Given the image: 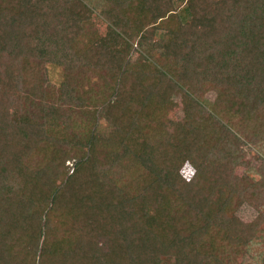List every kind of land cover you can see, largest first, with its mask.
I'll list each match as a JSON object with an SVG mask.
<instances>
[{
  "label": "trees",
  "instance_id": "16d2710c",
  "mask_svg": "<svg viewBox=\"0 0 264 264\" xmlns=\"http://www.w3.org/2000/svg\"><path fill=\"white\" fill-rule=\"evenodd\" d=\"M101 1L104 34L93 0H0V264H234L264 233V156L236 172L264 147V0ZM129 90L185 93L170 144H128Z\"/></svg>",
  "mask_w": 264,
  "mask_h": 264
},
{
  "label": "rangeland",
  "instance_id": "374dc122",
  "mask_svg": "<svg viewBox=\"0 0 264 264\" xmlns=\"http://www.w3.org/2000/svg\"><path fill=\"white\" fill-rule=\"evenodd\" d=\"M96 14L94 16L97 30L100 34L105 33V22L99 13L103 8L101 0H93ZM136 48V47H135ZM54 80L58 79L57 73H52ZM125 96L122 104H128L132 115L139 120L137 128L128 132L127 142L133 146L136 144L144 145L149 141H154L156 144H170L174 139L176 126L180 124L185 117V99L186 95L182 90L173 91L168 97L157 98L154 102H149L145 99L143 94L139 91H131ZM219 91L210 90L205 93V98L209 102L218 103V108L227 107L238 110L241 106L240 100L231 92H222L220 98ZM216 101V102H215ZM97 132L107 133L109 131L108 125L105 121L100 120L95 127ZM260 153L264 156V147L260 150L258 147L248 145L246 148V160L248 167H237L238 174H246L255 180L260 179L261 175L257 168L262 163ZM71 174L76 165L75 160L67 162ZM194 170L189 164H186L182 169V174L185 178L192 177ZM244 223L252 224L257 222L259 212L249 203L244 202L238 206L234 213ZM264 231V225H263ZM262 234V233H261ZM264 262V233L261 239L254 240L248 248L241 254L235 256L234 264H262Z\"/></svg>",
  "mask_w": 264,
  "mask_h": 264
}]
</instances>
